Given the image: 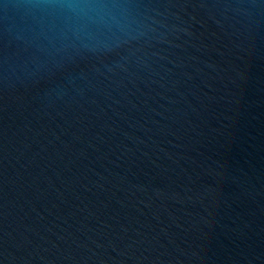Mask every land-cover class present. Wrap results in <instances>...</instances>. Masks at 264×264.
<instances>
[{
    "label": "water",
    "instance_id": "water-1",
    "mask_svg": "<svg viewBox=\"0 0 264 264\" xmlns=\"http://www.w3.org/2000/svg\"><path fill=\"white\" fill-rule=\"evenodd\" d=\"M133 5L96 54L0 11V264H264V0Z\"/></svg>",
    "mask_w": 264,
    "mask_h": 264
},
{
    "label": "clouds",
    "instance_id": "clouds-1",
    "mask_svg": "<svg viewBox=\"0 0 264 264\" xmlns=\"http://www.w3.org/2000/svg\"><path fill=\"white\" fill-rule=\"evenodd\" d=\"M133 7V0H0L5 30L17 42L36 45L47 41L57 52L76 54L110 50L111 44L86 37L119 31L116 22ZM19 24L34 27L24 29ZM112 39L117 42L119 35Z\"/></svg>",
    "mask_w": 264,
    "mask_h": 264
}]
</instances>
